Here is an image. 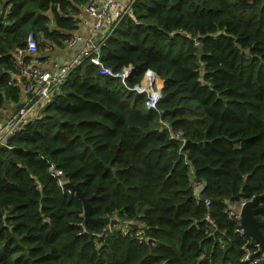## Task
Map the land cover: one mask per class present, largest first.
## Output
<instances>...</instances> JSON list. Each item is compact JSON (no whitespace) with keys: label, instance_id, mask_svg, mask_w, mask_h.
<instances>
[{"label":"trees","instance_id":"obj_1","mask_svg":"<svg viewBox=\"0 0 264 264\" xmlns=\"http://www.w3.org/2000/svg\"><path fill=\"white\" fill-rule=\"evenodd\" d=\"M86 2L0 0V120L24 106L13 50L64 46ZM101 60L132 86L152 70L162 98L90 61L69 77L0 149V264H239L226 208L264 193V0H134ZM67 181L113 224H85Z\"/></svg>","mask_w":264,"mask_h":264},{"label":"built area","instance_id":"obj_2","mask_svg":"<svg viewBox=\"0 0 264 264\" xmlns=\"http://www.w3.org/2000/svg\"><path fill=\"white\" fill-rule=\"evenodd\" d=\"M133 1L87 0L81 12L75 15V19L79 29L85 15L89 16L92 20L91 33L85 36L75 31L67 39L64 46L68 50L69 58L64 61L42 56L39 52L37 34L33 31L29 32L25 46H18L13 50L16 70L9 73L10 84L19 87L25 96L24 106L8 118L0 120V149L17 136L26 123L38 117L42 108L60 93L69 77L86 61L97 66L100 75L118 79L126 89L145 94L148 108L157 107L162 98V84L155 72L148 70L141 82L132 86L129 85V79L135 72L132 65L124 67L121 71H115L105 66L101 60L103 42L120 20L129 13ZM167 127L174 137L172 127L169 125ZM194 185L200 187L196 182ZM205 202L209 208L210 200ZM248 202L247 200L231 202L226 208L229 218L236 223V232L244 236L246 232L241 226V211ZM210 218V214H207L205 220L208 221ZM212 230V226H207V233ZM241 250L242 257L239 264H264V251L254 239L247 240Z\"/></svg>","mask_w":264,"mask_h":264},{"label":"water","instance_id":"obj_3","mask_svg":"<svg viewBox=\"0 0 264 264\" xmlns=\"http://www.w3.org/2000/svg\"><path fill=\"white\" fill-rule=\"evenodd\" d=\"M199 52L202 53V46L198 44ZM117 170L114 172L116 173ZM65 190L74 192L84 202V215L85 224L88 221H96L103 225L113 224L115 221L114 217H97L92 218V206L89 199L85 198L80 185L73 184L72 182L64 183ZM264 198V193L255 196L251 201L245 204L241 211V226L244 228L246 235L254 239V241L260 245V248L264 251V220L260 219L261 215H264V205L261 203Z\"/></svg>","mask_w":264,"mask_h":264},{"label":"crops","instance_id":"obj_4","mask_svg":"<svg viewBox=\"0 0 264 264\" xmlns=\"http://www.w3.org/2000/svg\"><path fill=\"white\" fill-rule=\"evenodd\" d=\"M92 28V20L89 16L85 15L83 18L79 29L76 30L75 33H79L85 36H88L91 33ZM42 56L51 57L53 60L64 61L69 58L68 50L65 46L57 47L55 45H49L42 52H40Z\"/></svg>","mask_w":264,"mask_h":264},{"label":"rangeland","instance_id":"obj_5","mask_svg":"<svg viewBox=\"0 0 264 264\" xmlns=\"http://www.w3.org/2000/svg\"><path fill=\"white\" fill-rule=\"evenodd\" d=\"M38 41H41V39H39ZM42 51H43V50H40V48H39V52H42ZM160 82H161V84H162V88H163V80L160 79ZM117 226H119V225L115 224V227H117Z\"/></svg>","mask_w":264,"mask_h":264},{"label":"flooded vegetation","instance_id":"obj_6","mask_svg":"<svg viewBox=\"0 0 264 264\" xmlns=\"http://www.w3.org/2000/svg\"><path fill=\"white\" fill-rule=\"evenodd\" d=\"M260 219L264 220V215H261V216H260Z\"/></svg>","mask_w":264,"mask_h":264}]
</instances>
